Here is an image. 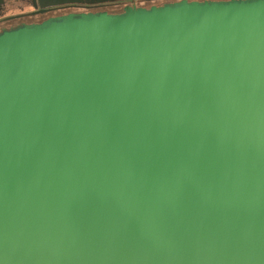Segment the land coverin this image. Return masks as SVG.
<instances>
[{"label": "water", "instance_id": "obj_1", "mask_svg": "<svg viewBox=\"0 0 264 264\" xmlns=\"http://www.w3.org/2000/svg\"><path fill=\"white\" fill-rule=\"evenodd\" d=\"M0 264H264V0L0 34Z\"/></svg>", "mask_w": 264, "mask_h": 264}, {"label": "flooded vegetation", "instance_id": "obj_2", "mask_svg": "<svg viewBox=\"0 0 264 264\" xmlns=\"http://www.w3.org/2000/svg\"><path fill=\"white\" fill-rule=\"evenodd\" d=\"M253 0H1L0 34L24 27L64 20L68 16L106 14L121 16L127 11L146 12L184 4H221Z\"/></svg>", "mask_w": 264, "mask_h": 264}]
</instances>
